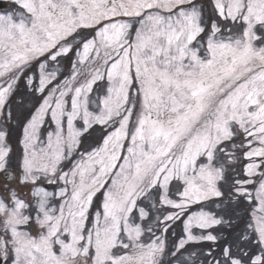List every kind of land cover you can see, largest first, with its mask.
Segmentation results:
<instances>
[{"label": "snow or ice", "instance_id": "obj_1", "mask_svg": "<svg viewBox=\"0 0 264 264\" xmlns=\"http://www.w3.org/2000/svg\"><path fill=\"white\" fill-rule=\"evenodd\" d=\"M0 264H264V0H0Z\"/></svg>", "mask_w": 264, "mask_h": 264}]
</instances>
